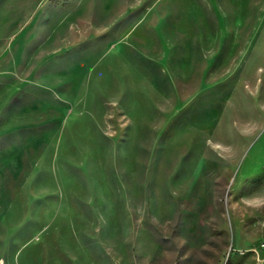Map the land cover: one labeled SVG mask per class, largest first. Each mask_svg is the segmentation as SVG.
<instances>
[{"label":"rangeland","instance_id":"1","mask_svg":"<svg viewBox=\"0 0 264 264\" xmlns=\"http://www.w3.org/2000/svg\"><path fill=\"white\" fill-rule=\"evenodd\" d=\"M0 195L25 264H264V0H0Z\"/></svg>","mask_w":264,"mask_h":264},{"label":"crops","instance_id":"2","mask_svg":"<svg viewBox=\"0 0 264 264\" xmlns=\"http://www.w3.org/2000/svg\"><path fill=\"white\" fill-rule=\"evenodd\" d=\"M5 203H8L7 198L0 195V264H25L23 252L39 247V244L27 238L22 224L10 225Z\"/></svg>","mask_w":264,"mask_h":264},{"label":"built area","instance_id":"3","mask_svg":"<svg viewBox=\"0 0 264 264\" xmlns=\"http://www.w3.org/2000/svg\"><path fill=\"white\" fill-rule=\"evenodd\" d=\"M263 246H264V244H263ZM254 251H256L257 252V250L256 249H254ZM241 253H243L242 251H240Z\"/></svg>","mask_w":264,"mask_h":264}]
</instances>
